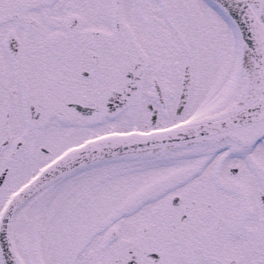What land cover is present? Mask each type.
Wrapping results in <instances>:
<instances>
[{
    "label": "snow or ice",
    "instance_id": "snow-or-ice-1",
    "mask_svg": "<svg viewBox=\"0 0 264 264\" xmlns=\"http://www.w3.org/2000/svg\"><path fill=\"white\" fill-rule=\"evenodd\" d=\"M0 264H264V0H0Z\"/></svg>",
    "mask_w": 264,
    "mask_h": 264
}]
</instances>
